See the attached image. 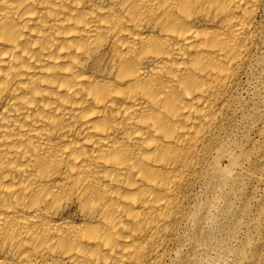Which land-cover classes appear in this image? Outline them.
I'll list each match as a JSON object with an SVG mask.
<instances>
[{
  "label": "bare ground",
  "instance_id": "obj_1",
  "mask_svg": "<svg viewBox=\"0 0 264 264\" xmlns=\"http://www.w3.org/2000/svg\"><path fill=\"white\" fill-rule=\"evenodd\" d=\"M263 9L0 0V264H167Z\"/></svg>",
  "mask_w": 264,
  "mask_h": 264
},
{
  "label": "rangeland",
  "instance_id": "obj_2",
  "mask_svg": "<svg viewBox=\"0 0 264 264\" xmlns=\"http://www.w3.org/2000/svg\"><path fill=\"white\" fill-rule=\"evenodd\" d=\"M260 12L261 40L221 119L218 150L188 192L186 219L167 264H264V9Z\"/></svg>",
  "mask_w": 264,
  "mask_h": 264
}]
</instances>
